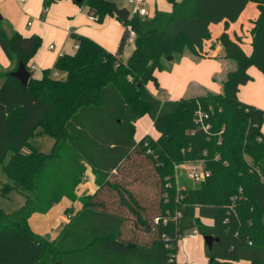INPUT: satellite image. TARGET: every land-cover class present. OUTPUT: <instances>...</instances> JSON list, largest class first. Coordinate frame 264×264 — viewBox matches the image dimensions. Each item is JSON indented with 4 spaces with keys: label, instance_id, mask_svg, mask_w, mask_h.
Instances as JSON below:
<instances>
[{
    "label": "trees",
    "instance_id": "1",
    "mask_svg": "<svg viewBox=\"0 0 264 264\" xmlns=\"http://www.w3.org/2000/svg\"><path fill=\"white\" fill-rule=\"evenodd\" d=\"M71 1L86 6L98 22L116 16L109 0ZM171 1L172 13L121 20L137 32L127 62V31L115 54L72 33L77 51L57 59L58 76L50 69L34 75L40 36H24L0 20V46L10 62L7 69L0 64V168L13 183L1 191L26 196L18 211L0 210V264H177L178 243L194 230L219 238L211 250L205 245L208 264H264V110L238 96L253 79L251 67L264 76V0ZM249 3L259 10L251 54L227 33ZM222 22L226 30L210 48L219 42L236 67L221 93L163 101L147 89L150 82L159 85L156 71L164 58L207 57L210 26ZM21 63L32 74L27 86L10 75ZM199 111L208 116V131L196 121ZM144 116L153 120L158 137L138 141L136 122ZM39 135L54 138L49 154L31 144ZM134 157L157 178V207L138 197L126 179ZM197 161L210 176L180 187L176 165ZM88 168L97 189L79 196ZM64 199L81 207L66 210L70 219L58 237L34 232L31 217L48 214Z\"/></svg>",
    "mask_w": 264,
    "mask_h": 264
},
{
    "label": "rangeland",
    "instance_id": "2",
    "mask_svg": "<svg viewBox=\"0 0 264 264\" xmlns=\"http://www.w3.org/2000/svg\"><path fill=\"white\" fill-rule=\"evenodd\" d=\"M21 1L22 0H0V20L3 21V25L6 28H13L19 31V28H16L18 25L27 35H38L43 39L37 54L45 56L49 65L48 67H50V75H53L56 71L54 66L58 59L56 54L74 55L77 51L70 32L66 30V27L72 21V17H74L76 13L75 11L68 13L67 10L61 9L64 8L62 7L64 4L62 2L55 3L48 6L50 15L48 14V16H46L44 22L42 19L46 8L44 0H31L28 5ZM109 1L115 3L117 8H127L130 12L135 8V4L131 3L130 0ZM141 1L149 11V16L142 17L143 20L152 19L157 12L169 14L174 10V4L171 0ZM174 1L182 3L184 0ZM25 7H27L29 12L23 10ZM76 8L79 9L80 7L76 6ZM81 9H84L86 12L88 10L86 6H83ZM86 12L75 19L73 23L74 31L84 34L95 42H99L98 40L103 41L108 45V48H115L116 50L120 39L117 35L120 31L122 21H115L116 19H113L117 24L109 23L112 17L108 15L101 22L95 20L92 22L88 19ZM258 15L259 10L257 5L255 3H249L239 23L235 27L239 33L241 31L243 32L244 39L242 46L244 50H248L250 47L251 34L248 29ZM29 22L32 23L31 27H28ZM241 23L244 25L243 29H241ZM221 33L222 26L214 24L211 29L212 40L208 42V44L218 39ZM231 33L233 35L234 32L231 31ZM50 45L54 47L52 51L48 50ZM220 46L218 42L216 46L210 50V53L205 50V55L209 54V56L201 59H197L189 53L185 55L175 54L173 60L164 58L162 60L161 69L156 71L159 85L157 86L154 82H150L147 85V89L161 100H179L181 95L190 98L202 96L208 92L215 93L214 91L220 88V84L224 81L227 73L234 70L236 67L232 60L224 58V52L223 50L220 51ZM206 47L208 48V45H206ZM134 48L135 44L127 39L124 47V54L122 56L124 62L128 61ZM2 54L5 60L2 62L4 63L7 59L4 53ZM225 61H227V65L224 63ZM224 64L226 67L231 65L225 72L223 69L225 66ZM251 68L261 73L256 67ZM42 73L43 70L35 71L34 75L36 77H41ZM196 83H199L202 87L195 88L194 85ZM145 136L152 138L158 137V132L154 128L153 120L149 116H144L136 122V139L140 141ZM54 143V138L48 135H39L31 139V144L46 154L52 151ZM25 151L28 150L25 149ZM149 171L150 166L144 160L134 157V160L126 165L125 175L127 181L131 183V188L134 190L135 194L142 198V200L144 199L147 205L154 204L155 207H157L159 199L157 178L149 174ZM87 179V183H93V175L90 173ZM177 180L180 187L195 186L197 184L190 180L183 171L178 173ZM7 184L12 185L13 183L2 168H0V210L11 214L24 206L26 203V196L16 190L11 191L8 195L3 194L1 189ZM79 193L83 194L82 190H80ZM88 193L92 192L90 191ZM64 209L65 203L63 202L56 205L48 215L34 214L30 219L32 229L45 237L50 235V240L56 239L62 227L68 222V214ZM205 245L204 236L200 235V238L194 241L189 239L187 234L178 243L177 256L179 261L177 264H190L188 260L190 261L191 259L196 264H206Z\"/></svg>",
    "mask_w": 264,
    "mask_h": 264
},
{
    "label": "crops",
    "instance_id": "3",
    "mask_svg": "<svg viewBox=\"0 0 264 264\" xmlns=\"http://www.w3.org/2000/svg\"><path fill=\"white\" fill-rule=\"evenodd\" d=\"M31 0H22L21 2H23V3H25V4H27L28 5V3L30 2ZM62 3H64L63 4V6L62 7H64V8H61V9H65V10H67L68 11V13H72V12H74L75 11V16L74 17H72V21L69 23V25L66 27V30H67V32H70V34L72 35V33H75V34H77V35H81V36H85L84 34H81V33H77L76 31H74V29H73V23H74V21H75V19L77 18V17H79V16H81V15H83V13H85L86 11L84 10V9H81L82 7H80L79 9H77L76 8V6H78L76 3H74L73 1H71V0H64V1H61ZM145 5V4H144ZM146 7V6H145ZM247 7H248V5H247ZM246 7V8H247ZM46 8H48V11H45L44 12V17H42V19H43V21L45 22V19H46V16H48V14L50 15V13H49V7H46ZM45 8V9H46ZM23 10L24 11H27V12H29L28 11V9H27V7H25V8H23ZM246 10V9H245ZM244 10V11H245ZM244 11H243V13H244ZM87 15H88V19L90 20V21H92L93 22V20L90 18V14H89V12H88V10H87ZM243 13L240 15V17H239V19L236 21V22H234V23H231L230 25H229V27H228V29H227V33L229 34V36H230V38L232 39V40H234V41H238L239 43H240V45H241V47H242V49H243V46H242V43H243V39H244V36H243V32L241 31L240 33L237 31V29L235 28L236 27V25L239 23V21H240V18L242 17V15H243ZM6 16V15H5ZM112 18L109 20V23L111 22V23H114L115 25L117 24V22H115V21H118V20H120L121 21V19H119L117 16H115V18L113 17V16H111ZM113 19H116L115 21L113 20ZM257 19V18H256ZM255 19V20H256ZM214 25V24H213ZM213 25H211L210 26V30L212 29V26ZM217 25H221L222 26V33L223 32H225V30H226V26H225V23L224 22H222V23H220V24H217ZM15 26H16V24H15ZM32 26V23L31 22H29L28 23V27H31ZM122 27V28H121ZM243 27H244V25L241 23V29H243ZM252 27H253V22L250 24V27H249V31H250V34H251V29H252ZM16 28L18 29L19 28V31L24 35V36H30V35H27L26 34V32H24V31H22L21 30V28H20V26H16ZM125 31H126V29H125V25L123 24V22H122V25L120 26V31H119V33H118V38H120L119 39V41H118V46H117V48H116V50H115V48H108V45L106 44V43H104L103 41H100V40H98L99 42H97V43H99V44H101L104 48H106L109 52H111V53H117L118 52V50H119V47H120V43H121V40H122V38H123V36L125 35ZM231 31H233L234 33H233V35H232V33H231ZM221 33V34H222ZM220 34V35H221ZM85 37H87V36H85ZM93 39H95V38H93ZM217 41V39L216 40H214V42H216ZM74 43H75V45H76V42L74 41ZM251 43H252V36H251V40H250V47H249V49L247 50H244L247 54H251V52H252V45H251ZM217 44V43H216ZM207 45H208V48L207 47H205V50L207 51V52H209L210 53V50H211V48H210V45L211 44H208L207 43ZM51 46L53 47V45H50L49 47H48V50H50V51H52L53 49H54V47L53 48H51ZM76 48H77V45H76ZM223 49H222V47L220 46V51H222ZM2 53H4V51L2 50V48H1V46H0V64H1V66L3 67V68H9L10 67V62H9V60L7 59V57H6V55H5V53H4V55H5V57H6V62H2V61H5L4 60V57H3V54ZM123 54H124V52H123ZM220 54H221V52H220ZM63 55V54H62ZM56 56H57V58H59L60 56H61V54L60 55H58V54H56ZM123 56V55H122ZM209 56V55H208ZM215 56V55H214ZM220 56V55H219ZM57 61V60H56ZM226 65H227V61H225L224 62ZM224 64V65H225ZM226 65L223 67V69H224V72L228 69V68H230L231 67V65H229V66H227L226 67ZM31 66H32V68L34 69V71H41V70H45V69H49L50 67H48L49 65H48V63H47V61H46V58H45V56H42V55H36L34 58H33V60H32V62H31ZM223 72V73H224ZM222 73V74H223ZM249 73H250V75L252 76V78H253V80L252 81H250L249 83H247V84H245V85H242L241 87H240V90H239V94H238V96H239V98H240V100L241 101H243V102H245V103H247V104H249V105H252V106H255V107H257V108H259V109H262V110H264V76H263V74L262 73H260V72H257V71H255V70H253L252 68H250L249 69ZM222 80V79H221ZM223 82V81H222ZM222 82H221V84H220V88H217L216 89V91H214L215 93H221L222 92ZM194 87L195 88H198V87H202L199 83H196L195 85H194ZM189 88V87H188ZM219 89V90H218ZM185 94V93H184ZM180 98H183V95H181L180 96ZM172 100H178V99H172ZM163 101H166V100H164L163 99ZM262 131L264 132V123H263V127H262ZM89 173L91 174V175H93V183H87V181L86 182H84L83 184H81L80 186H79V188H78V191H77V194L79 195V196H82V195H84V194H92L96 189H97V186H96V183H95V176H94V174H93V172H92V169L91 168H88L87 169V173H86V175H87V178H89ZM88 180V179H87ZM80 190H82V192H83V194L82 193H79L80 192ZM86 191V192H85ZM92 192V193H88V192ZM65 203V212H66V210L68 209V208H70V207H74L75 208V210H79L80 209V207H81V204H80V202H75V203H72L71 201H69V200H67V199H64L61 203ZM60 203V204H61ZM54 209V208H53ZM52 209V210H53ZM51 210V211H52ZM50 211V212H51ZM49 212V213H50ZM48 213V214H49ZM48 214H45V215H48ZM204 222L206 223V224H208V225H211L212 223H213V221L212 220H208V219H205L204 220ZM30 225H31V222H30ZM31 228H32V226H31ZM34 231V230H33ZM34 232H36V231H34ZM36 233H38V232H36ZM38 234H40V235H42L41 233H38ZM188 237H189V239H191V240H194V241H197L199 238H200V235L198 234L195 238H192V237H190L189 235H188ZM207 258V257H206ZM179 260H178V256H177V262H178ZM188 263H190V264H196L192 259L189 261L188 260ZM180 264H183V263H180ZM206 264H208V259H207V262H206ZM233 264H250V262L249 261H244V260H241V261H235Z\"/></svg>",
    "mask_w": 264,
    "mask_h": 264
},
{
    "label": "built area",
    "instance_id": "4",
    "mask_svg": "<svg viewBox=\"0 0 264 264\" xmlns=\"http://www.w3.org/2000/svg\"><path fill=\"white\" fill-rule=\"evenodd\" d=\"M130 2L135 4V8L132 12H130L129 19H132L135 17H148L149 16V11L141 0H130ZM45 11H48V8H46ZM90 18L92 20L97 21V18L93 15H90ZM125 28L127 31V39L134 43L137 37V32L134 26L131 23H128L125 25ZM51 48L53 47L51 46ZM54 76H58V72H55ZM207 118L208 116L202 113L201 111L197 113L196 121L202 125L205 131H208L210 127L208 124L205 123ZM175 170H176L177 175L180 171L185 172L188 178L196 183L203 182L210 176V171L205 169L202 161L185 162V163L176 165ZM69 219H70V216H68V220ZM197 235H198V232L196 230L192 231L189 234V236L192 238H195Z\"/></svg>",
    "mask_w": 264,
    "mask_h": 264
},
{
    "label": "water",
    "instance_id": "5",
    "mask_svg": "<svg viewBox=\"0 0 264 264\" xmlns=\"http://www.w3.org/2000/svg\"><path fill=\"white\" fill-rule=\"evenodd\" d=\"M78 3L83 2L84 0H75ZM116 16L123 20L127 21L129 19L130 11L127 8H117L115 10ZM173 56L168 57V60H173ZM10 75L20 81V83L23 86H27L29 84L30 78L32 76L31 72L27 70L24 64H20L18 69L16 71H13L10 73ZM46 238L50 240V235H47ZM205 244L208 246V248L211 250L213 248V245L216 241H219V238H215L212 235L204 236Z\"/></svg>",
    "mask_w": 264,
    "mask_h": 264
}]
</instances>
